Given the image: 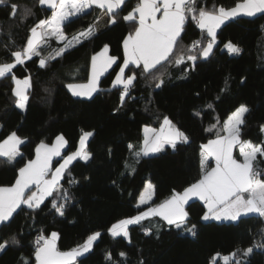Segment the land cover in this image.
Segmentation results:
<instances>
[{
  "label": "trees",
  "instance_id": "obj_1",
  "mask_svg": "<svg viewBox=\"0 0 264 264\" xmlns=\"http://www.w3.org/2000/svg\"><path fill=\"white\" fill-rule=\"evenodd\" d=\"M137 2L126 0L122 10H117L116 22L108 21L99 29L96 22L105 9L93 6L70 17L63 25L69 39L90 26L94 27V34L81 38L61 56L47 60L44 67L39 64L41 57L33 56L17 64L12 74L0 78V142L13 131L25 139L20 146L21 156L15 161L0 157V186L14 183L18 169L35 157V148L41 141L51 144L63 135L67 141L63 152L66 156L79 147L83 132H93L87 142L91 159L85 162L77 158L60 182L71 199L65 201L59 199V192L54 194L58 203L65 204L64 215L52 207L54 197H47L37 209L22 205L10 221L0 224V243L7 241L0 251V264H35L39 235L49 237L56 232L58 249L67 251L97 231L101 236L89 253L78 258L77 264H220L222 257L216 261L213 257L234 252L236 256L230 264H264V247L258 246L264 245V218L252 214L238 221L203 220L206 205L198 199L187 203L189 217L180 228L153 217L129 225L127 237H112L109 232L113 224L138 215L169 198L174 190L183 191L200 179L201 146L216 138L223 121L239 106L249 109L242 139L264 141V14L226 21L217 30V41L206 59L200 52L210 38L189 16L169 61L150 73H141L134 65L125 70L126 75L136 72L137 78L121 102L123 87H113L112 82L119 71L117 65L123 64V40L136 26L123 16ZM236 2L197 0V7L230 8ZM12 4L18 5L15 15L11 14ZM25 8L31 10V15H25ZM53 11L38 0H8L7 5H0V64L13 62L11 53L21 50L31 35L30 29L50 18ZM45 39L48 43L39 49L45 57L66 43L54 37ZM197 40L201 45L189 51ZM228 42L238 46L240 52L231 53L226 47ZM105 45L110 55L118 58L117 62L100 78L91 98L74 96L67 85L89 80L91 57ZM181 54L184 62L177 65L175 58ZM188 55L198 58L192 62L187 60ZM12 75L21 80L30 78L24 109L17 107ZM165 116L184 132L188 141H178L175 148L165 145L160 152L142 156L137 162L128 145L138 150L143 129H158ZM212 124H217V128L207 131ZM235 153L239 155L238 148ZM60 160L56 159L54 165ZM212 164L210 161L208 168ZM70 180L77 183L70 184ZM149 181L155 186L153 198L137 207L139 195ZM193 225L195 235L188 231ZM143 229L150 231L146 234ZM12 237L19 244H13ZM249 247L253 252L244 256L243 251Z\"/></svg>",
  "mask_w": 264,
  "mask_h": 264
},
{
  "label": "snow or ice",
  "instance_id": "obj_2",
  "mask_svg": "<svg viewBox=\"0 0 264 264\" xmlns=\"http://www.w3.org/2000/svg\"><path fill=\"white\" fill-rule=\"evenodd\" d=\"M40 5H47L53 9L50 19L40 20L30 29V37L26 45L21 50L11 53L14 61L11 63L0 64V78L12 74L13 68L17 64H23L26 59L33 56L41 57L39 64L41 67L46 65L49 59L61 56L67 48L80 42L81 38H89L94 34V27H89L86 31L73 35L69 39L63 25L70 17L80 13H85L87 9L96 6L106 9L110 16L109 23L116 22L117 10H122L121 6L126 0H38ZM8 0H0V5H7ZM12 15L16 14L18 5H10ZM25 15H31V10L25 8ZM264 14V0H237L234 6L225 8L224 6L214 7L207 10L197 7V0H138L137 4L127 15L123 16L125 21L133 22L136 26L123 40V64L117 65L119 71L112 82L113 87L122 86L121 102L128 95L130 87L137 78L136 72L125 75V70L134 65L141 73H150L157 66L173 57L175 50L180 43L181 34L184 31L186 20L189 16L195 21L196 25L206 33L207 45L202 48L200 56L208 58L216 42L217 29L226 21L240 16L254 17L257 14ZM55 38L58 41H66L64 46L48 56H42L40 46L47 44L45 39ZM201 41H193L189 51L199 47ZM231 53H239L240 48L232 42L226 44ZM109 47L104 48L91 57V75L87 83L68 84L67 87L74 96L92 97L97 91L100 77L117 62V57L108 55ZM196 55H188L187 60L195 62ZM185 57L177 55L175 63L180 65ZM15 83L14 95L18 98L17 107L24 109L28 96L25 94L29 88L30 78L18 79L15 75L11 76ZM157 84L156 87H161ZM212 107L211 104L208 105ZM249 111L245 105L239 106L222 123L216 138L210 139L203 144L201 152L200 179L186 187L183 192L173 191L172 195L163 202L150 206L138 215L120 220L113 224L109 229L112 237L128 236V226L140 224L150 217H161L168 225H175L180 228L186 224L189 213L185 205L192 197H197L203 201L207 207L202 219L210 218L215 220L238 221L249 215H256L264 218V141L254 143L251 140L242 139V126L245 124V114ZM199 115V113H196ZM219 123V121L217 122ZM217 128V124H212L207 131ZM264 132V126H261ZM144 137L142 145L137 150L135 146L128 145L129 151L139 162L140 157L149 156L151 153L160 152L165 145L176 147L178 141L187 142L188 137L177 128L173 122L165 116L160 127L143 129ZM93 136V132L85 131L80 137L79 147L71 154L63 156L62 149L65 148L67 141L63 135H58L55 142L51 145L41 141L35 148V158L30 159L23 167L18 169V175L10 186H0V223L8 222L13 218V214L26 205L30 209H37L47 197H54L52 207L61 216L64 215V203H58L55 193L59 192V199L65 201L71 199L69 191L63 189L60 181L64 178L69 169V165L77 158L87 162L91 159V153L87 150V142ZM25 143V139L11 132L2 142H0V157L6 158L7 162L15 161L21 156L20 146ZM239 149L237 159L233 155V150ZM60 157L63 161L58 162L59 166L53 169V158ZM209 157L215 159V167L209 170L206 162ZM125 167H128L127 163ZM135 171V169H133ZM70 184L77 181L70 180ZM33 186L35 191H33ZM155 186L149 181L139 195L140 205H146L152 200ZM192 228L188 231L195 235ZM150 230L145 229L146 234ZM101 236L100 232H94L87 236L84 243L67 251H61L57 247L58 234L51 233L50 237L39 236L36 241L34 251L35 264H77L78 258L89 253L93 243ZM13 244H19L16 237H12ZM7 241L0 243V251H3ZM264 247V245H258ZM253 248L249 247L243 251L244 256H249ZM124 256L125 253H121ZM219 254H217V257ZM235 257L236 253L230 254ZM230 256H224V264H230ZM217 257H213L215 260ZM109 259L110 254H109ZM27 264V261H25Z\"/></svg>",
  "mask_w": 264,
  "mask_h": 264
},
{
  "label": "crops",
  "instance_id": "obj_3",
  "mask_svg": "<svg viewBox=\"0 0 264 264\" xmlns=\"http://www.w3.org/2000/svg\"><path fill=\"white\" fill-rule=\"evenodd\" d=\"M259 14V13H258ZM48 19H50V18H48ZM108 21H109V16H108V14H107V11H106V9L104 10V12H102V14L100 15V17H99V20L96 22V28L97 29H99V28H102V27H104V26H106L107 25V23H108ZM218 30V29H217ZM79 33H77V35H78ZM103 49V48H102ZM101 49V50H102ZM100 50V51H101ZM99 51V52H100ZM98 52V53H99ZM97 54V53H96ZM108 55H110V53L108 52ZM111 56V55H110ZM114 65V64H113ZM109 70V69H108ZM106 73V72H105ZM90 75H91V72H90ZM126 75V74H125ZM103 76V75H102ZM101 76V77H102ZM127 76V75H126ZM100 77V78H101ZM99 81H100V79H99ZM88 82V81H87ZM87 82H85V83H87ZM80 84H84V83H80ZM99 84V83H98ZM85 97H87V96H85ZM65 138V137H64ZM213 139H215V138H213ZM65 140H66V138H65ZM3 141V140H2ZM1 141V142H2ZM54 142H55V140H54ZM53 142V143H54ZM207 143V142H206ZM206 143H204V144H206ZM52 144V143H51ZM51 144H49V145H51ZM67 145V144H66ZM66 145H65V148H66ZM65 148L64 149H62V155H63V152H64V150H65ZM234 151V157L235 158H237V159H242V157L240 158V156L238 155H236V153H235V149L233 150ZM151 154H153V153H151ZM35 158V157H34ZM33 158V159H34ZM58 158H60V157H54L53 158V169L55 168V167H58L59 166V164L57 163L56 165H54V162H55V160L56 159H58ZM202 158V157H201ZM210 161H212L213 162V164H212V166H210V168H208L209 167V162ZM60 163H62L63 161L62 160H60L59 161ZM70 166V165H69ZM206 167L210 170L211 169V167H215V159L213 158V157H209L208 158V161L206 162ZM61 182V181H60ZM33 191H35L36 189H35V187L33 186V189H32ZM180 192H183V191H180ZM194 199H198L197 197H192L189 201H191V200H194ZM199 200V199H198ZM188 201V202H189ZM203 202V201H202ZM204 203V202H203ZM155 206V205H154ZM153 206V207H154ZM186 207V206H185ZM145 210H147V208L145 209ZM145 210H143V211H145ZM206 211H207V207H206ZM150 218H153V217H150ZM161 218V217H160ZM210 219H212V218H210ZM215 220V219H214ZM219 221H223V219L222 220H219ZM225 221H230V220H225ZM1 224V223H0Z\"/></svg>",
  "mask_w": 264,
  "mask_h": 264
},
{
  "label": "rangeland",
  "instance_id": "obj_4",
  "mask_svg": "<svg viewBox=\"0 0 264 264\" xmlns=\"http://www.w3.org/2000/svg\"><path fill=\"white\" fill-rule=\"evenodd\" d=\"M82 31H83V30H82ZM216 41H217V39H216ZM215 43H216V42H215ZM214 45H215V44H214ZM214 45H213V48H214ZM15 86H16V85H15ZM25 106H26V105H25ZM146 127H151V126H146ZM151 128H155V127H151ZM233 155H234V151H233ZM179 192H180V191H179ZM186 205H187V204H186ZM186 205H185V206H186ZM185 208H186V207H185ZM186 210H187V209H186ZM49 237H50V236H49ZM96 241H97V240H96ZM96 241H95V242H96ZM95 242H94V243H95ZM94 243H93V246H94ZM92 249H93V247H92ZM92 249H91V250H92ZM220 256L222 257V260H223L224 255H220V254H219L218 257H217V255L215 256V257H217V258L215 259V261L218 260V258H219ZM232 258H233V257L230 256V261H234ZM215 261H214V262H215ZM220 264H224V260H223V261L220 260Z\"/></svg>",
  "mask_w": 264,
  "mask_h": 264
},
{
  "label": "built area",
  "instance_id": "obj_5",
  "mask_svg": "<svg viewBox=\"0 0 264 264\" xmlns=\"http://www.w3.org/2000/svg\"><path fill=\"white\" fill-rule=\"evenodd\" d=\"M193 231L195 232V234L197 233L196 230H193ZM143 232H145V229H143ZM39 236H40V235H39ZM39 236L36 237V241H37V239H38Z\"/></svg>",
  "mask_w": 264,
  "mask_h": 264
}]
</instances>
